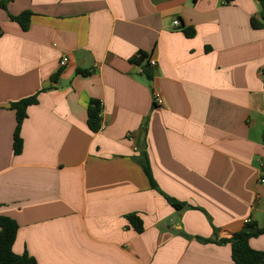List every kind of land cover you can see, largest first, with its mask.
Instances as JSON below:
<instances>
[{"label": "crops", "instance_id": "0c3cea01", "mask_svg": "<svg viewBox=\"0 0 264 264\" xmlns=\"http://www.w3.org/2000/svg\"><path fill=\"white\" fill-rule=\"evenodd\" d=\"M0 2V217L18 226L13 252L36 264H234L214 242L264 227L258 2ZM25 12L23 31L11 17ZM36 94L15 156L9 105ZM249 246L264 252V235Z\"/></svg>", "mask_w": 264, "mask_h": 264}, {"label": "trees", "instance_id": "16d2710c", "mask_svg": "<svg viewBox=\"0 0 264 264\" xmlns=\"http://www.w3.org/2000/svg\"><path fill=\"white\" fill-rule=\"evenodd\" d=\"M226 4H231L234 0H224ZM260 8V22L255 20L250 21L251 28L257 30L262 29L264 31V0H256ZM0 9H5V3L0 2ZM29 13L25 12L17 17H11L13 21L19 24L21 29L24 31L28 27L29 23ZM187 36H190V33H186ZM147 58L144 54H140L135 58V63L141 65L143 61ZM89 73H82V75H88ZM146 77L150 80V74L146 69L144 71ZM264 75V68L262 70ZM58 73L53 77L56 79ZM264 89V82H263ZM37 104V94L22 99L18 102L12 103L9 105V110L13 111L15 114V129L13 132V143L12 149L15 156L21 154L23 142L20 136L21 126L24 120L27 118V109L33 105ZM264 120V116H263ZM87 127L91 133H97L101 127L100 121V103L97 101H90L87 108ZM262 143L264 145V129L262 132ZM140 166L147 177L150 187L153 190L158 191L157 185L155 184L151 169L146 157L140 162ZM166 201L176 210L183 209L184 205L177 203L175 200L166 197ZM128 221L134 227L137 233H141L142 223L134 215L127 216ZM18 226L16 222L7 217H0V264H36L35 260L29 257L27 254L16 255L13 252V244L15 242V237L17 233ZM264 235V227L259 228L255 223L247 222L244 224L241 231L233 235L229 239H221L217 242L219 245L229 244L231 248V259L234 264H264V252L254 251L249 246V240L252 238H257ZM203 243H212L211 241H202Z\"/></svg>", "mask_w": 264, "mask_h": 264}, {"label": "built area", "instance_id": "2783aa9c", "mask_svg": "<svg viewBox=\"0 0 264 264\" xmlns=\"http://www.w3.org/2000/svg\"><path fill=\"white\" fill-rule=\"evenodd\" d=\"M172 25L174 26V27H177L178 25H179V22H178V20H174L173 22H172ZM67 62H68V59L67 58H62L60 61H59V67H61V68H63V67H65L66 65H67ZM147 62V65L150 67V68H154L155 66H156V62L155 61H153V60H148V61H146ZM152 100H153V104L155 105V106H161L162 104H163V101H162V99L160 98V96L157 94V93H153L152 94ZM261 183H264V177L263 178H261ZM248 222V221H247ZM246 222V223H247Z\"/></svg>", "mask_w": 264, "mask_h": 264}, {"label": "water", "instance_id": "95a60500", "mask_svg": "<svg viewBox=\"0 0 264 264\" xmlns=\"http://www.w3.org/2000/svg\"><path fill=\"white\" fill-rule=\"evenodd\" d=\"M263 78H264V76H263Z\"/></svg>", "mask_w": 264, "mask_h": 264}]
</instances>
